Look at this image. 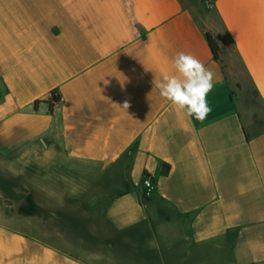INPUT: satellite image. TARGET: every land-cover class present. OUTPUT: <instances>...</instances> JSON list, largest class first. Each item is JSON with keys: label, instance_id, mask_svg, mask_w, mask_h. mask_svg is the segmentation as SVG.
I'll return each mask as SVG.
<instances>
[{"label": "crops", "instance_id": "crops-1", "mask_svg": "<svg viewBox=\"0 0 264 264\" xmlns=\"http://www.w3.org/2000/svg\"><path fill=\"white\" fill-rule=\"evenodd\" d=\"M0 264H264V0H0Z\"/></svg>", "mask_w": 264, "mask_h": 264}, {"label": "clouds", "instance_id": "clouds-1", "mask_svg": "<svg viewBox=\"0 0 264 264\" xmlns=\"http://www.w3.org/2000/svg\"><path fill=\"white\" fill-rule=\"evenodd\" d=\"M173 67V74L163 76L155 87L178 111L203 122L212 110L207 96L215 85L214 73L195 56L182 51L176 54ZM122 107H131L130 101L125 100Z\"/></svg>", "mask_w": 264, "mask_h": 264}, {"label": "built area", "instance_id": "built-area-1", "mask_svg": "<svg viewBox=\"0 0 264 264\" xmlns=\"http://www.w3.org/2000/svg\"><path fill=\"white\" fill-rule=\"evenodd\" d=\"M48 97L52 107L56 106L61 100L60 96L55 91L50 92ZM140 188L143 196L148 199L156 189V182L152 177L146 174L142 177Z\"/></svg>", "mask_w": 264, "mask_h": 264}, {"label": "trees", "instance_id": "trees-1", "mask_svg": "<svg viewBox=\"0 0 264 264\" xmlns=\"http://www.w3.org/2000/svg\"><path fill=\"white\" fill-rule=\"evenodd\" d=\"M206 37H207V40L209 42L212 53L214 55V58L216 60H219L220 48H219L218 43L214 40V38L212 37V35L209 32H206ZM230 96L233 98V92H230Z\"/></svg>", "mask_w": 264, "mask_h": 264}, {"label": "rangeland", "instance_id": "rangeland-1", "mask_svg": "<svg viewBox=\"0 0 264 264\" xmlns=\"http://www.w3.org/2000/svg\"><path fill=\"white\" fill-rule=\"evenodd\" d=\"M196 17H197L198 19H200L201 16H200L199 12L196 13Z\"/></svg>", "mask_w": 264, "mask_h": 264}]
</instances>
